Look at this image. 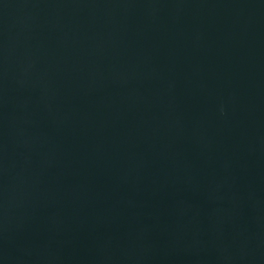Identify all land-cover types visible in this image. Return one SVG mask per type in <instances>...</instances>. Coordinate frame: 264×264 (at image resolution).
I'll return each instance as SVG.
<instances>
[{
    "label": "water",
    "instance_id": "obj_1",
    "mask_svg": "<svg viewBox=\"0 0 264 264\" xmlns=\"http://www.w3.org/2000/svg\"><path fill=\"white\" fill-rule=\"evenodd\" d=\"M0 264H264V0H0Z\"/></svg>",
    "mask_w": 264,
    "mask_h": 264
}]
</instances>
